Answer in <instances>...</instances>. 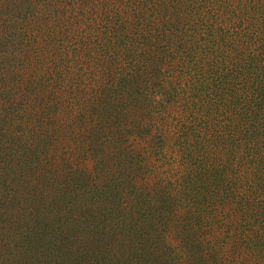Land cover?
Returning <instances> with one entry per match:
<instances>
[{
  "label": "trees",
  "instance_id": "obj_1",
  "mask_svg": "<svg viewBox=\"0 0 264 264\" xmlns=\"http://www.w3.org/2000/svg\"><path fill=\"white\" fill-rule=\"evenodd\" d=\"M158 97L191 109L211 192L234 209L264 196V0H0L6 178L91 181L96 133L107 140L141 99L151 107L132 115L145 120ZM70 141L84 163L66 157ZM254 211L260 238L264 200Z\"/></svg>",
  "mask_w": 264,
  "mask_h": 264
},
{
  "label": "rangeland",
  "instance_id": "obj_2",
  "mask_svg": "<svg viewBox=\"0 0 264 264\" xmlns=\"http://www.w3.org/2000/svg\"><path fill=\"white\" fill-rule=\"evenodd\" d=\"M184 102L135 120L134 111L151 107L141 99L130 117L108 121L112 134L96 133L101 150L88 161L91 181L0 173V264H264V228L257 238L251 225L264 196L234 209L211 192L219 180H211L202 131L193 133ZM70 143L66 157L84 163Z\"/></svg>",
  "mask_w": 264,
  "mask_h": 264
}]
</instances>
